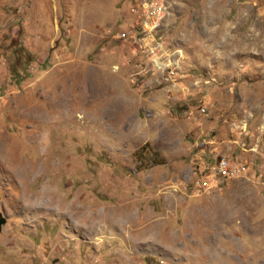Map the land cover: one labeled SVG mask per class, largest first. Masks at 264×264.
I'll list each match as a JSON object with an SVG mask.
<instances>
[{
    "label": "rangeland",
    "instance_id": "374dc122",
    "mask_svg": "<svg viewBox=\"0 0 264 264\" xmlns=\"http://www.w3.org/2000/svg\"><path fill=\"white\" fill-rule=\"evenodd\" d=\"M0 213V264H264V0H0Z\"/></svg>",
    "mask_w": 264,
    "mask_h": 264
},
{
    "label": "built area",
    "instance_id": "2783aa9c",
    "mask_svg": "<svg viewBox=\"0 0 264 264\" xmlns=\"http://www.w3.org/2000/svg\"><path fill=\"white\" fill-rule=\"evenodd\" d=\"M151 7V8H149ZM144 11L145 17L142 20L137 21V23L131 28L130 32H122L120 36L122 37H131L133 40H140L141 44H145V51L151 52L156 50L157 48L162 47L163 44L157 42V38H155V32L158 31V28L161 26L162 17L165 16V12L163 11L164 5L152 3L151 5L147 2L144 3ZM152 8H156V12L152 10ZM152 13V14H150ZM152 15V16H150ZM154 42V48L149 49L147 45L150 43L149 41ZM159 59V58H157ZM160 60V59H159ZM157 62V60H156ZM158 65L163 66L160 62H157ZM155 65V63H154ZM155 65L156 68L165 70L166 67H160ZM208 168L209 172L207 175L213 179H233L236 177L243 176L248 166L245 162L238 159H229L227 157H219L214 155L211 161L210 166L204 167L201 169V173H203Z\"/></svg>",
    "mask_w": 264,
    "mask_h": 264
},
{
    "label": "water",
    "instance_id": "95a60500",
    "mask_svg": "<svg viewBox=\"0 0 264 264\" xmlns=\"http://www.w3.org/2000/svg\"><path fill=\"white\" fill-rule=\"evenodd\" d=\"M6 222V218L0 213V231L2 229V225Z\"/></svg>",
    "mask_w": 264,
    "mask_h": 264
}]
</instances>
